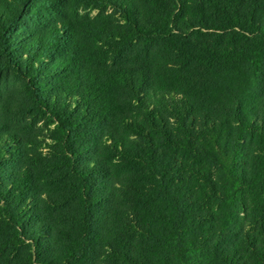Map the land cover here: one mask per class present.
<instances>
[{
  "label": "trees",
  "instance_id": "16d2710c",
  "mask_svg": "<svg viewBox=\"0 0 264 264\" xmlns=\"http://www.w3.org/2000/svg\"><path fill=\"white\" fill-rule=\"evenodd\" d=\"M71 1L0 0V264H264V0Z\"/></svg>",
  "mask_w": 264,
  "mask_h": 264
},
{
  "label": "rangeland",
  "instance_id": "374dc122",
  "mask_svg": "<svg viewBox=\"0 0 264 264\" xmlns=\"http://www.w3.org/2000/svg\"><path fill=\"white\" fill-rule=\"evenodd\" d=\"M71 13L69 15L72 16L73 19H80V18H84V15H89L91 18H94L95 16H97L100 12L101 9L97 8L95 6L86 4L85 2L81 1V0H72L70 3V7H69ZM77 11L79 14H77ZM113 11L112 8H107L104 11V14H108L111 13ZM19 86V82L17 81V79L13 78L12 76L10 77V81L8 84V94L11 96V92H13V89H18ZM225 96L221 93H215L214 94V98L213 100L215 102H223ZM42 124V123H41Z\"/></svg>",
  "mask_w": 264,
  "mask_h": 264
}]
</instances>
